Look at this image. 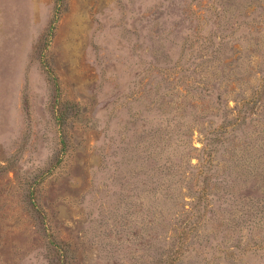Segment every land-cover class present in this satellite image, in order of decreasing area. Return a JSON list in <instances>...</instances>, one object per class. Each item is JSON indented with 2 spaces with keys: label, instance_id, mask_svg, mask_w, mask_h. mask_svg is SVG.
<instances>
[{
  "label": "rangeland",
  "instance_id": "374dc122",
  "mask_svg": "<svg viewBox=\"0 0 264 264\" xmlns=\"http://www.w3.org/2000/svg\"><path fill=\"white\" fill-rule=\"evenodd\" d=\"M263 78L264 0H0V264H157L245 100L192 236L264 245Z\"/></svg>",
  "mask_w": 264,
  "mask_h": 264
},
{
  "label": "trees",
  "instance_id": "16d2710c",
  "mask_svg": "<svg viewBox=\"0 0 264 264\" xmlns=\"http://www.w3.org/2000/svg\"><path fill=\"white\" fill-rule=\"evenodd\" d=\"M262 85L264 86V78L261 81V86ZM198 88H201V92H207V90L202 87ZM256 95L257 103L264 100V91L262 92L260 86L255 90V96ZM216 99L220 104L221 100L219 98ZM251 104L252 101L250 100L241 102L237 108L235 119H229L226 115L225 117L224 114H227V111H223L221 113L223 121L214 128H211L205 134L203 155L199 160L198 167L193 170V189L199 197H197V202L194 204L193 211L189 213V219L181 227V230L172 245L164 248L160 253L157 264H178L193 256L201 257L202 259L209 260V262L215 259L238 261L243 260L248 256L263 257L264 245L239 244L235 245L233 248H220L219 245L213 242L215 240L205 241L204 243L196 242L192 236L194 226L192 221L196 220L199 222L204 216L210 215L209 206H211V194L209 187L212 182V170L215 165V158H217L215 156L219 153V149L226 144L228 136L237 131L235 126L238 123H248V120L250 121L249 123H251V121L254 120V118L251 117L253 113ZM240 197V203L246 210L252 208L257 210L258 208H255V205H258V203H262V208L264 209V200L259 201V199L255 198L256 196L254 197L251 193L248 194L246 191L245 193L240 194ZM216 202L219 204L221 200L217 197Z\"/></svg>",
  "mask_w": 264,
  "mask_h": 264
}]
</instances>
